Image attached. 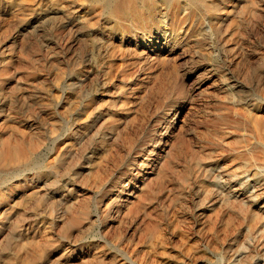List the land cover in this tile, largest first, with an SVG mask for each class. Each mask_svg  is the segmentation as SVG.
I'll return each mask as SVG.
<instances>
[{
    "label": "rangeland",
    "instance_id": "obj_1",
    "mask_svg": "<svg viewBox=\"0 0 264 264\" xmlns=\"http://www.w3.org/2000/svg\"><path fill=\"white\" fill-rule=\"evenodd\" d=\"M118 4L0 0V264H264V0Z\"/></svg>",
    "mask_w": 264,
    "mask_h": 264
},
{
    "label": "bare ground",
    "instance_id": "obj_2",
    "mask_svg": "<svg viewBox=\"0 0 264 264\" xmlns=\"http://www.w3.org/2000/svg\"><path fill=\"white\" fill-rule=\"evenodd\" d=\"M96 3L102 4L106 11L112 17H117L119 14H122V6L118 4V0H93ZM164 2L170 0H163ZM190 4L197 5L201 0H188ZM134 3V2H133Z\"/></svg>",
    "mask_w": 264,
    "mask_h": 264
}]
</instances>
